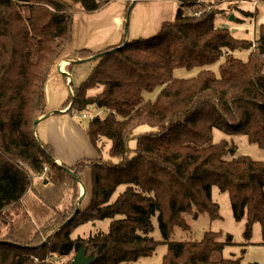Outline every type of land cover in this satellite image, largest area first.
Masks as SVG:
<instances>
[{
    "label": "trees",
    "instance_id": "trees-1",
    "mask_svg": "<svg viewBox=\"0 0 264 264\" xmlns=\"http://www.w3.org/2000/svg\"><path fill=\"white\" fill-rule=\"evenodd\" d=\"M115 1L0 0V264H72L81 247L95 257L92 264H134L161 244L167 253L160 264H240L222 256L220 232L172 240L175 227L189 228L185 214L221 218L213 186L229 194L234 218L245 221L244 245L256 223L264 238V162L228 160L235 146L212 141L216 128L246 135L264 149V25L255 41L216 25L237 9L231 0H176L173 20L156 35L101 50L90 76L72 83L52 116L105 110V118L93 117L85 129L99 157L59 166L53 146L37 134L35 121L49 114L45 87L57 63L69 61L66 80L74 61L95 54L69 51L74 7L91 14ZM179 68L197 74L176 78ZM98 87L102 91L90 95ZM157 88L156 100L146 101L144 94ZM141 126L150 129L138 134ZM106 140L111 147L103 159ZM86 170L89 189L82 182ZM46 172L56 182L43 181L36 190V178ZM81 184L88 206L60 228L70 216L63 200L77 199ZM30 197L34 202L26 201ZM155 218L160 241L151 235ZM103 220H110L108 231L73 237L79 227Z\"/></svg>",
    "mask_w": 264,
    "mask_h": 264
},
{
    "label": "rangeland",
    "instance_id": "rangeland-1",
    "mask_svg": "<svg viewBox=\"0 0 264 264\" xmlns=\"http://www.w3.org/2000/svg\"><path fill=\"white\" fill-rule=\"evenodd\" d=\"M204 1V0H201ZM233 2V8L237 7V9L233 10V15L235 17V21L231 22L229 20V17H218L216 19V25L218 26H226L235 35V37L240 39H246L249 41H255L260 35V29L264 25V0H231ZM78 6H75L74 8H77ZM176 12V10H175ZM252 13L250 17H247L245 13ZM128 43V41L126 42ZM125 43H121L116 46H111L103 51L113 49L119 46H123ZM95 52L90 57L93 56H100L101 52ZM239 57L242 59H246L248 56V52H240L237 53ZM89 57V58H90ZM67 62V65L69 64V61H66L64 59L60 60L59 62ZM57 63V65L59 64ZM56 65V66H57ZM94 62L90 61L87 63L80 64L78 72L76 74H73L74 78L73 83L78 86L82 82H84L90 74H86V72L94 66ZM215 72L218 74V66L215 67ZM65 71V70H63ZM197 74V70H187L185 68H179L174 71V77L176 78H187L192 77ZM71 83V81H70ZM46 88L45 87V95H46ZM57 89V84L50 82L48 84L47 89V96L48 98H51L52 92H54ZM161 88H157L152 92H146L144 94V98L146 101H155ZM67 89V98L69 96ZM71 91V90H70ZM102 91V87L94 88L90 90V95H96ZM72 92V91H71ZM46 96V101L47 100ZM50 102V99H49ZM48 104H51L49 103ZM95 116H99L101 118H105L107 116V112L105 110H100L98 108H91L85 113H82L78 116L76 122L83 128L86 129L88 126L90 119H92ZM44 122L39 123V127L36 128L37 133L41 137L42 140L44 139V134L46 132V124H43ZM46 123V122H45ZM150 128L147 126H141L139 127L136 132L142 133L148 131ZM212 141L214 143H220L222 141H228L231 145H234L235 147L230 150V152L227 154L226 159L233 160L235 158L241 157V156H247L251 158L254 161H260L264 162V149L260 148L257 144L250 143L246 135L242 134H235L230 135L227 133H224L223 131L214 128L213 129V135H212ZM136 138L132 139L130 141V147L135 148L136 146ZM111 147V142L109 140L105 141V146L102 152L101 157L103 159L109 158V150ZM83 152L85 153L84 158H94V157H88L87 155L90 154V150L88 148H83ZM97 157L99 155L97 154ZM96 157V158H97ZM83 159V158H82ZM56 163L60 166L61 163ZM78 163V162H77ZM76 163V164H77ZM54 176H57V170H53ZM48 182L51 183L56 182V178L53 176H48L47 172L43 175H40L36 178L35 184L33 187L38 189H42V182ZM82 182L83 185L87 187V189L90 188L91 184V176L90 172L86 170L82 174ZM82 184L80 185V192L77 199L71 202V196H67L63 200L64 209H68V212L70 213L69 218L67 221L60 227H64L68 222L72 219H74V214L76 211L79 210L80 207H87L89 203V199L84 197V186ZM32 193V192H31ZM82 197V200H81ZM31 199V200H29ZM27 198L26 201L28 202H34L33 198ZM212 199L214 202H216L219 205L220 209V219H212L207 213L205 214H185L184 220L189 226L188 229L175 227L174 228V234L172 236L173 241H196L200 240L205 232L214 231V232H220L222 235L219 238L221 242L225 243L222 256L225 259H240V264H264V238L262 235V229L260 223H256L254 225L253 234L250 242L247 245H244L245 238H244V230H245V221H237L234 218L232 205L230 201V197L228 193H223L220 191V189L217 186H213L212 189ZM33 200V201H32ZM30 204H26V206L31 211ZM37 204V207H39V204ZM28 210V211H29ZM32 212V211H31ZM67 212V213H68ZM38 216L40 217V213H38ZM76 216V214H75ZM39 217H37V221L39 222ZM43 218V217H42ZM44 219V218H43ZM153 223L155 225V230L151 234L155 240H162V235L159 229L158 221L155 218L153 220ZM110 226V220H103L98 221L95 223H89L85 224L81 227H79L76 231L73 233V237L76 236H82L87 237L89 234H95L98 230L108 231ZM59 228V229H60ZM51 235V234H50ZM41 240L45 243L47 242V238L41 236ZM1 241V240H0ZM167 253V246L165 244H161L156 251L146 257L140 258L136 263L134 264H160L163 261V258L165 254ZM76 255V254H75ZM74 255V256H75ZM74 258V257H73Z\"/></svg>",
    "mask_w": 264,
    "mask_h": 264
},
{
    "label": "crops",
    "instance_id": "crops-1",
    "mask_svg": "<svg viewBox=\"0 0 264 264\" xmlns=\"http://www.w3.org/2000/svg\"><path fill=\"white\" fill-rule=\"evenodd\" d=\"M130 1L132 0H117L100 11L91 14L83 13L80 11V7H77L78 12L74 14L73 18V38L69 45V51L86 49L99 52L108 47L119 45L125 40L156 35L164 22L173 20L177 7L176 0H136L127 19L126 15ZM78 65L80 64H75L72 77H68L66 80L63 77L65 73L63 70L67 66L65 61L59 62L50 74L46 84V96L50 82L57 84V89L52 92L51 98L47 96L48 102L50 99L49 103H51L48 104L47 102L51 116L49 115L40 121L46 124L44 125L46 126L45 140L43 141L53 146L57 162L69 166L75 165L85 157L82 150L85 147L90 150L88 157H97L85 129L76 122L78 116L71 117L65 114L52 116V113L59 110L66 101L67 89L70 91L73 83L72 79L75 76L73 74H76L77 70L80 69ZM94 66L86 74L89 75Z\"/></svg>",
    "mask_w": 264,
    "mask_h": 264
},
{
    "label": "water",
    "instance_id": "water-1",
    "mask_svg": "<svg viewBox=\"0 0 264 264\" xmlns=\"http://www.w3.org/2000/svg\"><path fill=\"white\" fill-rule=\"evenodd\" d=\"M135 2H136V0H132L131 5L128 8L127 15H126L127 19L130 16L131 10H132L133 6L135 5ZM229 20L231 22H233V21H235V17L233 15H231ZM126 42H127V40L124 41L125 44H126ZM96 58H97L96 56H93V57H90L88 59L77 60V61H74V62L76 64H83V63H86V62H89V61H93ZM71 83H72V81H71ZM49 115L50 114H48L46 117H48ZM40 121H41V119L36 120L35 121V125H38L40 123ZM85 192H86V190L84 189L83 193L85 194ZM81 200H82V197H81ZM77 212L78 211H76L75 214H77ZM75 214H74L73 217H75ZM94 261H95V257L87 256L84 247H81L79 249V251L76 253V255L74 256V258L72 260V264H92Z\"/></svg>",
    "mask_w": 264,
    "mask_h": 264
},
{
    "label": "built area",
    "instance_id": "built-area-1",
    "mask_svg": "<svg viewBox=\"0 0 264 264\" xmlns=\"http://www.w3.org/2000/svg\"><path fill=\"white\" fill-rule=\"evenodd\" d=\"M211 9V6H208L207 8H206V11H208V10H210ZM202 13V11H198V12H196L195 14L196 15H200Z\"/></svg>",
    "mask_w": 264,
    "mask_h": 264
},
{
    "label": "bare ground",
    "instance_id": "bare-ground-1",
    "mask_svg": "<svg viewBox=\"0 0 264 264\" xmlns=\"http://www.w3.org/2000/svg\"><path fill=\"white\" fill-rule=\"evenodd\" d=\"M62 65V64H61Z\"/></svg>",
    "mask_w": 264,
    "mask_h": 264
}]
</instances>
